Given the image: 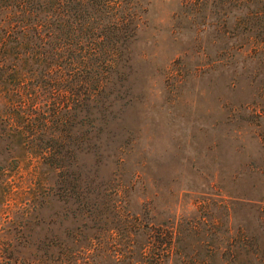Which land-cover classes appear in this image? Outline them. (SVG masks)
<instances>
[{
  "label": "rangeland",
  "instance_id": "1",
  "mask_svg": "<svg viewBox=\"0 0 264 264\" xmlns=\"http://www.w3.org/2000/svg\"><path fill=\"white\" fill-rule=\"evenodd\" d=\"M129 6L138 26L128 94L97 140V161L83 159L81 197L51 196L49 176L32 175L20 160L16 171L18 150L5 157L0 141V231L17 227L20 209H40L42 199L56 222L62 209H118L153 223L210 216L222 230L255 237L263 253L264 19L252 25L244 7L224 0ZM194 224L206 227L201 218Z\"/></svg>",
  "mask_w": 264,
  "mask_h": 264
},
{
  "label": "trees",
  "instance_id": "2",
  "mask_svg": "<svg viewBox=\"0 0 264 264\" xmlns=\"http://www.w3.org/2000/svg\"><path fill=\"white\" fill-rule=\"evenodd\" d=\"M224 2L244 7L252 25L264 19V0ZM137 26L129 0H0V141L5 157L18 150L11 156L16 171L20 160L32 175L49 176L51 196L81 197L78 182L88 177L83 159L97 155L115 103L128 94L129 44ZM36 204L40 209H20L17 227L1 229L0 264L264 260L255 237L222 230L210 216L153 223L148 215L118 209H62L56 222L42 209L44 200ZM200 218L201 231L194 224Z\"/></svg>",
  "mask_w": 264,
  "mask_h": 264
}]
</instances>
